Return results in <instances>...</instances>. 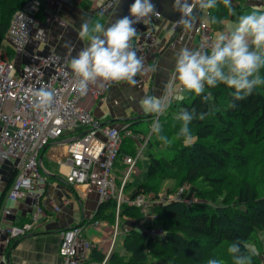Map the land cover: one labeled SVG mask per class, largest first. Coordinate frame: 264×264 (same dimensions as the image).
<instances>
[{
  "label": "trees",
  "instance_id": "obj_1",
  "mask_svg": "<svg viewBox=\"0 0 264 264\" xmlns=\"http://www.w3.org/2000/svg\"><path fill=\"white\" fill-rule=\"evenodd\" d=\"M25 1L0 0V46L12 14ZM237 1H231L229 8L222 0H217V6L209 9L213 30H219L227 16L233 19L241 16L240 11L246 6ZM237 14L240 16L236 17ZM212 17L216 18V23L211 22ZM96 21L102 23L98 17H93L90 23ZM13 53L11 46L5 47L8 58ZM259 74L264 78V67ZM233 91L224 84L214 88L206 86L205 92L200 95L189 93L177 104L171 102L172 105L159 117V136L166 137L172 143L165 145L156 133L151 132L143 150L147 156L146 177L135 186L132 196L156 195L158 191L155 188L159 183L172 177L178 179L179 184L173 189L167 187L163 194L174 193L173 190L182 185L186 186L184 193H187L188 187L196 185L192 186L193 195L202 201L172 199L149 205L147 213L121 203L119 216L130 218V224L136 219H140L141 223L138 226L130 225L122 234L123 252L113 251L101 264H208L209 259H216L220 264H235L228 252L233 242L239 243L240 254L249 256L251 264L261 263L264 256V194H260L258 186L253 184V174L255 171L261 173L259 176L264 181V85L258 86L251 95L239 101L233 99ZM185 110L205 114L203 120L194 119L190 123V139L177 136L182 124L178 116ZM139 120L128 121L126 128L138 132L133 124ZM147 120H151V115L147 116ZM78 131L69 132L77 134ZM122 143L114 162L117 183L124 167L123 156L134 155L136 151L131 137H124ZM195 155L200 159L198 163L192 160ZM12 178L13 174L1 192L0 204ZM123 189L126 194L132 191L130 178ZM220 189H228L235 194L231 205L212 207L207 204L204 196L211 193L212 199H216V195L222 191ZM114 213L115 202L110 199L98 204L94 217L111 224ZM257 231L262 237H258ZM22 236L10 239L9 243ZM89 256L90 259L95 256L94 250ZM102 256L97 260H101Z\"/></svg>",
  "mask_w": 264,
  "mask_h": 264
},
{
  "label": "built area",
  "instance_id": "obj_2",
  "mask_svg": "<svg viewBox=\"0 0 264 264\" xmlns=\"http://www.w3.org/2000/svg\"><path fill=\"white\" fill-rule=\"evenodd\" d=\"M78 1L80 0H26L14 11L9 20L4 35L7 45L15 49L26 43L31 30L38 23L37 14L43 6L47 5L55 10L61 4L75 6ZM115 1L107 0L95 9L98 13L104 14ZM237 2L251 5L263 4L264 0ZM158 13V16L152 15L146 22L154 21L160 16V12ZM180 15L178 12L171 24L173 31L182 26L177 24ZM193 15L196 17L193 27L196 40L192 50L210 52L216 39L215 32L210 26V11L197 7ZM155 39L153 30L146 29L137 39L131 41L132 50L137 56L142 57ZM32 58V61L17 66L14 59L0 57V190L4 182L3 164L11 162L13 178L5 192L6 198L16 200L27 195L35 202V209L29 219L21 224L8 222L6 218L11 214V210L5 206L0 207V245H7L10 239L31 232L41 221L44 212L38 203L41 193L38 183L43 177L39 154L51 140L58 138L64 131L80 130L66 145L67 155L64 163L68 166V172L65 181L68 184H80L85 189H94L98 194V204L110 199L115 202V219L110 224V245H113L116 236H122L130 225L138 226L141 223L140 219H136L134 223L121 228L122 234L117 232L121 203L135 206L147 213L149 205L172 199L182 200L180 198L182 187L174 193H162L160 197L154 194L132 196V193L126 194L123 189L126 181L138 170L137 161L147 146L152 124L164 112L158 116L151 115L152 123L147 134L127 129L128 122L119 128L102 124L90 113L88 106L94 101L104 99L113 84L98 82L89 85L87 92L81 95L71 75L66 55L50 51L44 55L33 53ZM174 81L173 77L168 80L160 99L167 106L172 100ZM42 87L54 92V101L47 111H36L32 107L31 93ZM124 137H131L134 140L136 151L134 155L123 156L124 167L117 183L114 162ZM94 214L95 212L90 218L60 230L58 243L60 264H88L90 252L97 244L86 238L83 231L85 228L99 229L104 223L103 220L96 219ZM146 216L152 217L153 214ZM2 223L8 224L2 226ZM260 264H264V260Z\"/></svg>",
  "mask_w": 264,
  "mask_h": 264
},
{
  "label": "crops",
  "instance_id": "obj_3",
  "mask_svg": "<svg viewBox=\"0 0 264 264\" xmlns=\"http://www.w3.org/2000/svg\"><path fill=\"white\" fill-rule=\"evenodd\" d=\"M105 1L107 0H80L75 6L61 4L55 10L50 6H43L37 14L38 23L31 30L28 40L23 46L13 48L14 53L11 58L15 60L17 66H20L22 63L32 61L33 53L44 55L54 51L66 55L70 65L71 59L82 48L88 46V41L81 40L78 36L83 21L90 22L93 17H98L102 19V24L108 27L117 19L128 15V9L133 3V0H116L104 14H100L95 8ZM152 2L156 5V11L160 12V16L152 22L142 21L136 24L137 32L133 38L137 39L146 29L154 32L155 42L141 57L144 59L145 69L135 77L134 85L114 83L104 99L89 104L90 113L101 123L119 128L135 118L147 120V116L152 113L144 111L143 99L147 96L161 99L171 77L175 78L172 90L174 84H178V90L173 91L171 102L173 104L179 102L176 98L177 93L180 92L175 71L176 57L182 48L192 50L196 36L193 29L186 31L183 26L175 31L171 29V24L178 13L172 7L173 0H152ZM41 29L42 39H37V33ZM214 32V37H217L218 31L214 30ZM8 46L4 38L0 46V53H3L1 56H6L5 47ZM135 124L133 127H138ZM137 130L143 134L148 133V131L144 133L139 128ZM75 134L64 131L58 138L51 140L39 154L43 180L38 183L41 192L38 203L43 208V217L29 234L15 239L11 244L0 245V264H60L61 257L58 254L60 230L78 224L96 213L97 192L94 189H85L80 184H68L65 181L68 172V166L64 163L67 155L66 145ZM138 163L139 159L137 165ZM11 168V162L3 164V188L8 182ZM2 206L11 210V214L6 218L8 222L21 224L29 219L35 209V202L27 195L16 200L7 199L4 195L0 204V207ZM129 221L131 222L130 218L126 222ZM103 222L99 229L85 228L83 231L86 238L97 244L93 249L95 256L88 259V264L102 263V259L97 260V258L104 255V243L110 233V224ZM127 223L124 224L128 225ZM6 224L8 223H2V226ZM6 259L8 262H5Z\"/></svg>",
  "mask_w": 264,
  "mask_h": 264
},
{
  "label": "clouds",
  "instance_id": "obj_4",
  "mask_svg": "<svg viewBox=\"0 0 264 264\" xmlns=\"http://www.w3.org/2000/svg\"><path fill=\"white\" fill-rule=\"evenodd\" d=\"M231 7V0H222ZM217 0H173L172 7L178 11L182 25L186 31L193 29L196 17L195 8L213 9ZM156 12V5L152 0H133L128 15L117 19L110 26L105 27L101 22L94 24L85 20L80 25L78 36L87 40L88 46L82 48L71 59V75L76 81L77 90L85 94L89 85L101 82L103 84L128 83L135 84V77L145 69L144 59L132 50L131 41L136 35V24L149 20ZM212 23L216 18L212 17ZM41 29L36 38L42 39ZM264 67V13H249L241 15L230 33H220L213 43L210 52L182 48L176 57V79L181 92L200 95L205 87L214 88L224 84L234 89L232 97L239 101L251 95L253 90L264 85V78L260 76V69ZM67 76L68 73H65ZM32 107L36 111H47L54 101V92L47 88H40L31 93ZM207 99V96H205ZM234 106V105H232ZM145 112L154 115L162 114L167 105L162 100L147 96L142 101ZM204 113L181 112L178 119L182 121L178 138H191L190 123L194 119L203 120ZM151 131L167 145L169 141L159 136L161 125L159 121L152 124ZM235 264H251L249 256L241 255L238 242H233L228 248ZM208 264H220L216 259H209Z\"/></svg>",
  "mask_w": 264,
  "mask_h": 264
},
{
  "label": "rangeland",
  "instance_id": "obj_5",
  "mask_svg": "<svg viewBox=\"0 0 264 264\" xmlns=\"http://www.w3.org/2000/svg\"><path fill=\"white\" fill-rule=\"evenodd\" d=\"M243 5H245L246 7L240 11L241 12L240 15H245V14H249V13H253V12L258 13V14L264 13L263 4L254 3L252 5H248V4H243ZM240 15L237 14L236 17H238ZM227 17L228 18H225V19L222 20V27L219 30H217L218 34H220V33H224V34L230 33L232 30H234V28H235V26H236V24H237V22L239 20V18L238 19H233V18H230L229 16H227ZM5 57H7V56H5ZM177 90H178V84L176 83L173 86V91L177 92ZM188 94H189V92H186V91L185 92H181L180 91V92L177 93V97L176 98L180 101L181 99H184ZM172 104L170 103V105H168L167 108L169 106H171ZM151 123H152V118H151V120H146V119L140 120V121L136 122L135 125L138 126V127H135V129L139 128V130H141V131H143L145 133V132L148 131L149 126H150ZM172 137H171V139H172ZM176 140L177 139H174L173 141H176ZM170 142L172 143V141H169V143ZM192 160L195 163H198L200 161V159H199V157H197V155H195V157L193 156ZM137 168H138L137 172L130 176V182H131L132 188H135V186L140 181L144 180L145 177H146L147 156H146L145 152H143L140 155L139 163L137 165ZM259 175H261V173L258 174L257 171L254 172V174H253V184L255 186H258L259 190L261 191L260 194H264V187L261 190V186L264 185V181L261 180L262 178ZM178 184H179L178 179H175V178H172V177H167L166 179L162 180L159 183V185L155 188V190L158 191V194H156L155 196H159L160 197L161 194L165 192L167 187L175 188ZM192 186L194 187L196 185H191L190 187H188L187 193H184V187L186 188V186H184V185L180 186V187H182V193L180 194V198L182 199V201L190 202L193 199L195 201H202L201 199H199V198H197V197H195L193 195V192H192L193 191V187ZM179 188H177V190H173V191L176 192V191L179 190ZM220 190H222V191H221L220 194L216 195V197H215L216 199H212L213 196H211L212 195L211 193L208 196H204L207 199L206 203L210 204V206H212V207L217 206V205H220L222 207L230 206L231 203H232V200L235 197V194L232 191L228 190V189H220ZM131 192H133V189H132V191H130V193ZM228 198L230 200H228ZM203 201H205V200H203ZM126 221H128V218H124L123 216H119L117 232H120V234H122V229L121 228L124 227V225H126V224H124V223H127ZM122 224H124V225H122ZM127 224L129 225L130 221ZM257 235H258V237H262L260 235V231H257ZM110 236H111V233H109L108 239L105 240L106 243H104L105 246L103 247L104 255L102 256L103 258H102L101 262H104L107 259L108 255L110 253H112L113 251H118L120 253L123 252L122 247H121L122 240L124 238L123 235L122 236L121 235H117L113 245H110ZM249 247L251 248V246H249ZM262 247L264 248V244H263ZM221 250H225V249L221 248ZM229 260H231V259L229 258ZM262 260H264V256L261 258V261Z\"/></svg>",
  "mask_w": 264,
  "mask_h": 264
},
{
  "label": "water",
  "instance_id": "obj_6",
  "mask_svg": "<svg viewBox=\"0 0 264 264\" xmlns=\"http://www.w3.org/2000/svg\"><path fill=\"white\" fill-rule=\"evenodd\" d=\"M151 115V114H150ZM133 194V193H132ZM5 262H8V259H6V261Z\"/></svg>",
  "mask_w": 264,
  "mask_h": 264
}]
</instances>
